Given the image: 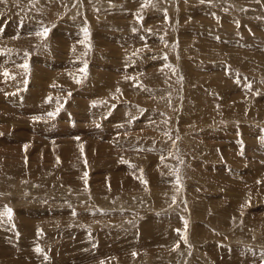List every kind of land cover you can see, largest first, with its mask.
<instances>
[{
    "label": "rangeland",
    "instance_id": "rangeland-1",
    "mask_svg": "<svg viewBox=\"0 0 264 264\" xmlns=\"http://www.w3.org/2000/svg\"><path fill=\"white\" fill-rule=\"evenodd\" d=\"M0 217L10 264H264V0H0Z\"/></svg>",
    "mask_w": 264,
    "mask_h": 264
},
{
    "label": "bare ground",
    "instance_id": "bare-ground-1",
    "mask_svg": "<svg viewBox=\"0 0 264 264\" xmlns=\"http://www.w3.org/2000/svg\"><path fill=\"white\" fill-rule=\"evenodd\" d=\"M55 13H56V12H55ZM121 85H123V84H121ZM2 212H3V211H2ZM5 215H6V214H5ZM5 215H4V216H5ZM1 216H3V214H1ZM2 218H3V217H0V222H3ZM29 224H30V223H29ZM167 224H168V223H167ZM162 227H163V226H162ZM150 228H151V227H150ZM150 228H149V231L151 230ZM166 228H167V227H166ZM156 229H157V228H156ZM164 229H165V228H164ZM153 230H154V229H153ZM153 230H151V232H152ZM27 231H28V233L30 234V236H28V237H31V236L33 235V231H32L29 227L27 228ZM155 231H157V230H155ZM164 231H165V230H164ZM164 231H163V232H164ZM168 231H169V230H168ZM159 232H161V231L159 230ZM156 233H158V232H156ZM163 234H164V233L159 234L158 236L160 237V235H163ZM166 234H167V233H166ZM169 234H170V233H169ZM153 235H154V234H153ZM167 235H168V234H167ZM170 235H171V234H170ZM155 236L157 237V235H155ZM155 236H153V238L157 240V238H156ZM170 237H171V236H170ZM170 237H169V238H170ZM161 238H162V236H161ZM12 239H13V238H12ZM167 239H168V238H167ZM162 240H164V237H163V239H161V241H162ZM10 241H11V240H10ZM13 241H15V239H14ZM158 241H159V240H158ZM161 241H160V242H161ZM169 241H170V240H169ZM166 242H168V241H166ZM162 243H165V242L163 241ZM166 244H167V243H166ZM2 247H4V246H2V245L0 244V252L7 251L6 249H4V248H2ZM78 248H79V246H78ZM15 250H16V249H15ZM51 250H52V253H53V254H56V258H59V257H58L59 254H60V257H61V253L58 254V251H59V250H56V249H51ZM78 250H79V249H78ZM9 251H12V250H9ZM13 251H14V250H13ZM13 251L10 252L9 254H10V255H14V256H24V254H21V252L16 254V253H14L15 251H14V252H13ZM40 251H43V250H40ZM79 251H80V250H79ZM62 254H63V253H62ZM72 254H73V253H72ZM80 254H81V253H80ZM80 254H79V255H80ZM249 254H250V253H249ZM38 255H39V254H38ZM42 255H43V254H41V257H42ZM75 255H76V254H75ZM34 256H36V254H34ZM25 257H26V258L33 257V254H29V253H28V254H25ZM70 257H72L73 259L75 258L74 255H70V256H68V257H64V258H62V261H61L59 264L67 263V262L69 261L68 258H70ZM81 257H82V256H81ZM34 258H35V257H34ZM42 258H44V257H42ZM35 259H36V258H35ZM77 259H78V258H77ZM28 260H31V259H28ZM32 260H33V259H32ZM67 260H68V261H67ZM82 260H83V259H82ZM50 263H51V262H50ZM0 264H10V263H9L8 261H4V262H0ZM11 264H21V263H20L19 261H15V260H13V262H12ZM51 264H53V263H51Z\"/></svg>",
    "mask_w": 264,
    "mask_h": 264
},
{
    "label": "snow or ice",
    "instance_id": "snow-or-ice-1",
    "mask_svg": "<svg viewBox=\"0 0 264 264\" xmlns=\"http://www.w3.org/2000/svg\"><path fill=\"white\" fill-rule=\"evenodd\" d=\"M47 31H48L47 29L44 30V34L45 35L47 34ZM86 32H87V30H86ZM8 214H9V216L11 215V210L10 209L8 210Z\"/></svg>",
    "mask_w": 264,
    "mask_h": 264
}]
</instances>
